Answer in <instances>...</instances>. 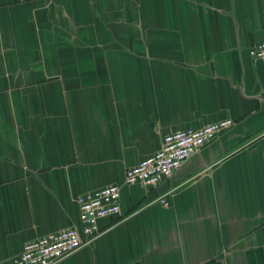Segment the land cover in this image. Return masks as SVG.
<instances>
[{"label": "crops", "instance_id": "crops-1", "mask_svg": "<svg viewBox=\"0 0 264 264\" xmlns=\"http://www.w3.org/2000/svg\"><path fill=\"white\" fill-rule=\"evenodd\" d=\"M263 40L264 0H0V264L167 132L228 117L56 264H264Z\"/></svg>", "mask_w": 264, "mask_h": 264}, {"label": "built area", "instance_id": "built-area-1", "mask_svg": "<svg viewBox=\"0 0 264 264\" xmlns=\"http://www.w3.org/2000/svg\"><path fill=\"white\" fill-rule=\"evenodd\" d=\"M250 56L264 61V40L252 45ZM228 117L201 127L174 129L164 135L160 148L125 171L123 183L113 182L77 196L80 222L27 241L20 253L7 264H56L100 234L102 220L123 216L122 187L136 183L155 186L171 177L203 147L235 125ZM162 203L169 204L166 198Z\"/></svg>", "mask_w": 264, "mask_h": 264}]
</instances>
